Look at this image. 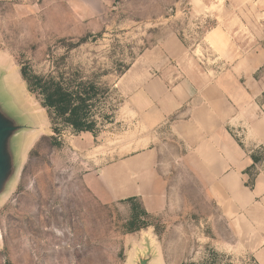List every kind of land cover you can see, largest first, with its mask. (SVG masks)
<instances>
[{
	"label": "rangeland",
	"instance_id": "1",
	"mask_svg": "<svg viewBox=\"0 0 264 264\" xmlns=\"http://www.w3.org/2000/svg\"><path fill=\"white\" fill-rule=\"evenodd\" d=\"M23 66L103 88L97 136L55 134ZM143 91L168 118L136 115ZM212 108L253 189L264 0H0V264H258L194 153Z\"/></svg>",
	"mask_w": 264,
	"mask_h": 264
},
{
	"label": "crops",
	"instance_id": "2",
	"mask_svg": "<svg viewBox=\"0 0 264 264\" xmlns=\"http://www.w3.org/2000/svg\"><path fill=\"white\" fill-rule=\"evenodd\" d=\"M138 97L143 100V104H137L134 112L141 119L151 117L157 121L169 117L168 114L162 115L161 111L158 112L155 98L147 91L139 93ZM218 117L217 110L212 108L211 127L208 128L200 119L194 122L196 128L194 133L202 134L194 146V153L212 178L207 188L208 193L218 200V205L226 217L235 219L237 240L245 244L243 249L251 254L258 264H264V173L257 176L253 189L244 185L243 171L251 166L252 161L249 156L238 155L236 145H233L235 141L231 137L225 139ZM234 118L231 117L229 122ZM179 134L184 138L188 136L185 132ZM245 135L246 141L249 140L252 146L264 144V131L256 133L255 130H247ZM141 158L136 156L134 160ZM145 176L142 174L141 178ZM136 178L140 179L139 175ZM152 184L157 185V182L154 181ZM143 195L144 193H139L137 196L145 198ZM146 210L149 212V209Z\"/></svg>",
	"mask_w": 264,
	"mask_h": 264
},
{
	"label": "trees",
	"instance_id": "3",
	"mask_svg": "<svg viewBox=\"0 0 264 264\" xmlns=\"http://www.w3.org/2000/svg\"><path fill=\"white\" fill-rule=\"evenodd\" d=\"M21 75L28 91L41 98V105L47 110L55 134L59 131L58 124H62L71 127L77 134L90 133L97 136L98 123L94 102L104 92L103 88L96 83L66 82L51 75H39L27 66L21 68ZM252 159L255 165L257 160L255 157ZM144 214L148 216L149 213L144 210ZM136 222L137 218L134 216L131 224L135 225Z\"/></svg>",
	"mask_w": 264,
	"mask_h": 264
},
{
	"label": "water",
	"instance_id": "4",
	"mask_svg": "<svg viewBox=\"0 0 264 264\" xmlns=\"http://www.w3.org/2000/svg\"><path fill=\"white\" fill-rule=\"evenodd\" d=\"M143 264V263H142Z\"/></svg>",
	"mask_w": 264,
	"mask_h": 264
}]
</instances>
